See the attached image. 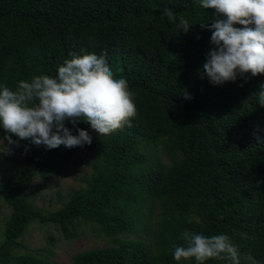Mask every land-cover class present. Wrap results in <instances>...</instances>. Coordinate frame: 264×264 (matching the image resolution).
Masks as SVG:
<instances>
[{"label": "trees", "instance_id": "trees-1", "mask_svg": "<svg viewBox=\"0 0 264 264\" xmlns=\"http://www.w3.org/2000/svg\"><path fill=\"white\" fill-rule=\"evenodd\" d=\"M214 15L199 0H0V85L15 89L36 75L55 77L72 53L106 54L138 110L131 127L91 136L84 147L93 173L55 212L37 210L28 187L65 169L78 147L19 142L29 153L2 192L12 214L0 264H47L13 254L35 221L54 224L67 239L80 237L83 225L98 226L117 245L81 253L72 264H177L172 253L185 231L226 234L242 256L264 264V107L253 94L264 74L222 85L201 77L212 33L200 23ZM181 16L193 25L187 33ZM65 124L73 135L91 130L84 121ZM160 152L169 164L158 161ZM142 228L145 238H129Z\"/></svg>", "mask_w": 264, "mask_h": 264}, {"label": "clouds", "instance_id": "clouds-1", "mask_svg": "<svg viewBox=\"0 0 264 264\" xmlns=\"http://www.w3.org/2000/svg\"><path fill=\"white\" fill-rule=\"evenodd\" d=\"M203 9H213L211 23L201 22V28L211 31L210 44L201 77L214 85L235 81L238 75L264 74V0H199ZM168 15L172 16L171 11ZM193 25L179 18L180 29L187 33ZM258 105L264 107V83L253 93ZM185 98H190L185 93ZM138 114L135 93L127 79L117 78L109 66L106 54H71L57 68L55 77L36 75L21 80L15 89L0 85V155L13 154L20 141L55 149L82 147L92 138L85 129L77 135L66 127L87 122L100 136L131 127ZM13 136L16 139H13ZM27 151V146H25ZM183 245H175L173 258L177 264L194 261L226 260L229 264H258L240 249L226 234L204 235L185 231L180 236Z\"/></svg>", "mask_w": 264, "mask_h": 264}, {"label": "rangeland", "instance_id": "rangeland-1", "mask_svg": "<svg viewBox=\"0 0 264 264\" xmlns=\"http://www.w3.org/2000/svg\"><path fill=\"white\" fill-rule=\"evenodd\" d=\"M90 136L97 135L90 130ZM142 149L149 151V145L142 142ZM29 153L25 146H13V154L0 155V244L4 240L7 223L12 214L2 195L3 189L14 173L23 169ZM159 162L169 164L168 157L159 153ZM94 161L84 146L78 147L69 165L59 173L35 177L29 187L31 204L43 213L60 210L68 203L74 191L86 187V178L93 173ZM156 216L159 211H155ZM144 227V225H143ZM142 228L138 235H130V239L145 238ZM81 236L67 239L63 233L50 223L33 222L25 231L18 244L13 249L15 257L32 254L43 259L47 264H72L73 258L93 249H107L117 246L111 239L99 232L98 226L83 225Z\"/></svg>", "mask_w": 264, "mask_h": 264}]
</instances>
